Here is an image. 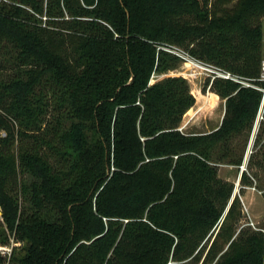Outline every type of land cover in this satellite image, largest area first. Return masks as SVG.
Segmentation results:
<instances>
[{"label":"trees","instance_id":"trees-1","mask_svg":"<svg viewBox=\"0 0 264 264\" xmlns=\"http://www.w3.org/2000/svg\"><path fill=\"white\" fill-rule=\"evenodd\" d=\"M167 45L251 83L206 79L217 128L178 129L202 93L153 81L181 65ZM263 59L264 0H0V263L264 264L219 173L245 162ZM260 123L241 194H264Z\"/></svg>","mask_w":264,"mask_h":264},{"label":"rangeland","instance_id":"rangeland-1","mask_svg":"<svg viewBox=\"0 0 264 264\" xmlns=\"http://www.w3.org/2000/svg\"><path fill=\"white\" fill-rule=\"evenodd\" d=\"M189 63V62H188ZM184 75L190 83L191 91H199L202 96L199 100L196 98L195 105L184 115L182 123L185 126L186 131H209L220 124L224 109L225 102L220 96L216 95L208 88L203 90L206 79L208 78V70L201 68L197 65L186 64L185 61H181V65L176 70H171L166 75ZM195 92V91H194ZM262 114L259 112L258 118L255 122L254 129L249 137L246 153L251 149L250 155L255 151V142L257 136L260 134ZM264 133V132H263ZM264 138V136H263ZM250 157V156H249ZM244 170L252 176L253 171L248 169L247 162L237 167L230 164H221L219 168L220 175L235 183V189H237L236 195H238L244 204L245 221L253 220L254 224L259 226L264 220V194L259 188L254 186H247L244 188V193H240V188L243 186L241 183L240 173ZM243 170V171H244ZM257 181V180H256ZM1 219V209H0ZM18 244V243H17ZM6 246V250L0 254L3 256L9 255L12 246ZM0 264H8L7 262Z\"/></svg>","mask_w":264,"mask_h":264},{"label":"built area","instance_id":"built-area-1","mask_svg":"<svg viewBox=\"0 0 264 264\" xmlns=\"http://www.w3.org/2000/svg\"><path fill=\"white\" fill-rule=\"evenodd\" d=\"M160 48H163L169 52H172L174 54H176L177 56H179L181 58L182 61H185L186 64H190L193 63L194 65H197L201 68H204L206 70H208V77L211 78V82L210 84L213 82V80L217 77H222V78H225V79H231V80H234V81H237V82H240L242 83L243 85H246V86H249L251 85V83L243 80V78L238 75V74H235V73H232L231 71H228L218 65H215V64H212V63H208V62H205L199 58H197L196 56L192 55L188 50H185L179 46H176V45H167V46H161ZM189 62V63H188ZM167 73L165 74H162V75H157V74H154L153 75V81L154 80H157L163 76H166ZM177 75H182V74H177ZM184 76V75H182ZM185 77V76H184ZM262 77L264 78V59L262 61ZM210 87V85H209ZM210 91V90H209ZM263 109H264V97H263V105L261 107V110L260 112H262V118H263ZM178 129L182 132H187L185 130V126L183 124H181ZM7 133L6 131L4 130H0V138L1 137H4L6 136ZM115 170V166H112L111 167V172H113ZM247 225H250L252 226L253 228H258L257 225L254 224L253 220H250V221H247L246 223ZM6 246H0V251H2L3 253L5 252L6 250Z\"/></svg>","mask_w":264,"mask_h":264},{"label":"water","instance_id":"water-1","mask_svg":"<svg viewBox=\"0 0 264 264\" xmlns=\"http://www.w3.org/2000/svg\"><path fill=\"white\" fill-rule=\"evenodd\" d=\"M262 113V112H261ZM224 116V115H223ZM248 152V151H247ZM249 156H250V154L247 156V153H246V158H245V163L248 161V159H249ZM242 171H241V173H240V176H241V174H242V172H243V170H244V166H242ZM237 189H235V193H234V195H233V197H232V199H231V201H230V204L232 203V201H233V199H234V197L236 196V193H237ZM229 204V205H230Z\"/></svg>","mask_w":264,"mask_h":264},{"label":"crops","instance_id":"crops-1","mask_svg":"<svg viewBox=\"0 0 264 264\" xmlns=\"http://www.w3.org/2000/svg\"><path fill=\"white\" fill-rule=\"evenodd\" d=\"M189 82V81H188ZM190 84V83H189ZM193 94H194V92H192ZM195 95V94H194ZM195 97H196V95H195ZM197 98V97H196ZM226 100H224V102H225ZM224 113H225V109H224V112H223V115H224ZM223 115H222V118H223ZM222 118H221V121H220V124H221V122H222ZM220 124L218 125V126H220ZM217 126V127H218ZM217 127H215V128H217ZM215 128H213V129H215ZM213 129H211V130H213ZM211 130H209V131H211ZM205 132V131H204ZM206 132H208V131H206Z\"/></svg>","mask_w":264,"mask_h":264},{"label":"bare ground","instance_id":"bare-ground-1","mask_svg":"<svg viewBox=\"0 0 264 264\" xmlns=\"http://www.w3.org/2000/svg\"><path fill=\"white\" fill-rule=\"evenodd\" d=\"M250 152H251V149L249 148L248 153H247V156L250 154Z\"/></svg>","mask_w":264,"mask_h":264}]
</instances>
